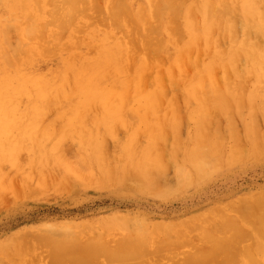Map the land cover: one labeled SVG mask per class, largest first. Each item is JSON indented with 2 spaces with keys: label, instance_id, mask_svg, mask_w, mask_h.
Returning a JSON list of instances; mask_svg holds the SVG:
<instances>
[{
  "label": "bare ground",
  "instance_id": "obj_1",
  "mask_svg": "<svg viewBox=\"0 0 264 264\" xmlns=\"http://www.w3.org/2000/svg\"><path fill=\"white\" fill-rule=\"evenodd\" d=\"M242 1L237 7L229 0H140L131 7L127 0H0V162L35 173L78 172L96 184L141 191L150 189L151 172L167 151L173 161L181 155L174 175L184 186L234 166L244 151L245 156L261 152L247 119L242 121L246 146L233 144L217 153L223 131L208 115L210 108L222 111L225 130L233 137L229 107L236 86H252V114L260 108L254 99L264 101V0ZM194 10L203 20L199 29L189 24ZM185 11L189 49H203L210 60L186 87L197 100L189 112L193 129L181 140L176 124L146 118L160 101L161 88L142 87L154 52L169 53L174 64L191 55L174 43L176 16ZM237 21L242 40L223 53L220 38L233 39ZM86 48L94 54L86 56ZM75 50L73 57L62 58ZM46 55L62 59L49 65ZM240 57L246 61L241 72L234 67ZM216 68L225 77L231 70L238 82H224L214 75ZM135 120L144 127H132ZM118 125L127 129L125 142H119ZM167 125L173 141L162 146L158 142ZM13 130L17 133L11 135ZM141 134L146 136L143 147L137 144ZM129 179L137 185L130 186ZM163 191L160 187L157 194ZM246 194L179 219L177 225L135 219L128 227L125 220L114 219L101 232L102 225L95 231L70 223L47 230L26 227L12 233L8 247L1 246L0 264H264V188Z\"/></svg>",
  "mask_w": 264,
  "mask_h": 264
},
{
  "label": "rangeland",
  "instance_id": "obj_2",
  "mask_svg": "<svg viewBox=\"0 0 264 264\" xmlns=\"http://www.w3.org/2000/svg\"><path fill=\"white\" fill-rule=\"evenodd\" d=\"M95 1L98 4H102L105 0ZM127 1L133 7L140 0ZM229 3L239 7L243 4V1L229 0ZM197 11H192V18L189 24H193L199 29L202 26L203 20L200 19V14ZM186 17V11L176 16V28L178 29L179 36L175 39L174 43L181 50L191 55L185 56L181 63L174 64L175 62L169 59V53L160 51V54L156 55V52H154L148 71L143 77L142 87L145 91L156 86L161 88L160 101L157 102V105L151 106L154 112L147 113L146 118L159 121L164 119L176 124L177 135L181 140H184L187 132L193 129L189 112L197 100V97L186 94V90L189 89L186 87H188L190 80L193 79L191 75L201 69L210 60L208 54L203 49L200 48L199 51L192 48L189 49L191 46L186 42L184 33ZM235 26V31L232 33L233 39L229 36L220 38L223 53L232 47L233 42L239 44L242 40L238 21L235 23ZM114 33L118 37L121 35L118 30H114ZM80 51L83 50L80 49ZM75 52L76 50L68 51L63 54L62 58L73 57ZM211 53H213L212 49ZM93 54V49L85 51L86 56L90 57ZM137 54L140 55L141 53L137 52ZM61 59L55 55L45 56V60L49 65H54ZM245 65V59L240 57L235 62L234 67L237 71L241 72L244 70ZM196 67L197 69H195ZM213 71L215 72L214 75H220L221 80L223 79L228 84H236L238 82V79L231 70H228L226 77L221 68H216ZM182 73H185L186 76H181ZM182 77H187L188 80ZM250 79L253 78H248L247 80ZM250 89H252L250 84H238L236 86L237 95L234 98L235 102L234 105L229 107V113L232 116L230 124H232L231 127L234 131L233 137H230L231 134L225 130L227 117L222 111L218 112L214 108H210L208 115L210 120H213L212 123H216L217 121L220 124L221 131H223V143L217 153L222 152L224 148L228 149L233 144L242 149L246 146L247 140L243 135L245 131L242 121H246L247 119H250L253 125V138L256 136L259 143L258 146L262 145L261 152L260 150L257 152L256 155L258 156L253 154L254 157L253 155L245 156L247 153L244 151L245 154L242 156V159L237 161L234 166L231 165V167L228 166L214 171L211 174L213 177L211 176L210 179L192 184L191 186L178 184L177 180H175L176 175L174 173L176 174L177 164L180 163L181 155H178L176 157L177 160L173 161L168 151L158 158L156 162L157 167L153 169V173L151 172L155 177L156 173H158L157 171H159V175H156L155 178L151 175V181L148 182L150 189L143 188L141 191L126 185L107 186L104 182L96 184L85 174L80 175L78 172L58 173L51 169L52 171L46 170L35 173V170H32V172L30 169L25 168V166L22 169L11 161H1L0 251L1 246H9L8 242L13 237V232L24 230L26 227L33 226V229L45 227L42 230H47L49 228L46 229V227H49V225H53L51 227L53 228L70 223L82 226L86 224L90 229L94 230L97 227L98 229H96L99 230L102 225L103 228L101 227L102 229L99 231L101 232L108 226L107 221L114 219L125 220L128 227H131L130 223L135 222V219L148 225L157 221H164L169 225H177L180 224L181 219H187L194 213H203L205 209L212 205L221 207L222 205H226L228 200V203L236 202L239 195L243 196L246 193H248L246 195H250L257 190L262 191L264 188V101H262L261 97V99H254L255 104L259 105L260 108L257 107L259 109L258 112L252 114V109L249 105ZM141 114L137 113L136 115L138 117ZM51 116L53 117V114H48L47 118ZM133 123L135 125L128 124L129 127H131L130 125L132 127L138 125V127H144L145 125L143 122H139V124L136 120ZM122 127L124 126L118 125L116 127L119 142H125V135L127 134V129L125 127L123 129ZM167 128V133L158 142L162 146L170 145L173 141L174 133H172L169 125H167ZM213 129L211 127V132ZM10 133L14 135L17 132L13 130ZM145 143L146 136L141 134L137 144L139 147H143ZM133 179L127 180L130 186L131 183L134 185L137 182ZM166 181L168 182L165 185ZM169 184L172 185L171 188ZM174 185L177 191H175ZM160 187L163 188V192L168 194L158 195L157 192ZM164 187L166 188L164 189ZM179 187L180 189H178ZM187 188L188 190L186 191L185 189ZM160 190L162 191V189ZM210 203L211 205H208ZM241 212L243 211L238 212V214Z\"/></svg>",
  "mask_w": 264,
  "mask_h": 264
}]
</instances>
